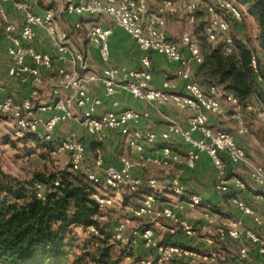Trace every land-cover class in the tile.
<instances>
[{"label": "built area", "instance_id": "built-area-1", "mask_svg": "<svg viewBox=\"0 0 264 264\" xmlns=\"http://www.w3.org/2000/svg\"><path fill=\"white\" fill-rule=\"evenodd\" d=\"M150 1L62 0L61 9L64 13L111 19L112 25L94 24L87 32L88 46L96 48L101 59L107 63L99 69L88 61L85 46L71 45L69 33L60 28L53 7H47L43 13H39L35 10L36 4L27 0H0V29L8 41L7 52L11 58L8 73L21 84L30 86L28 95L22 99L10 93L0 96V113L14 121L17 138L38 133L45 141H54L53 153H66V166L73 171H83L96 185L93 198L105 211L108 208L127 210L130 217L124 216L114 222L113 240L116 246L123 249L133 245V242L142 241L144 247L154 253L153 258L142 257L127 264H165L174 260L186 261V264H213L216 261V250L202 251L158 238L157 231L162 234L175 233V227L186 237H201L212 245L227 239L238 241L240 246L235 258L221 264H243L249 260L252 248L259 255V260L254 264H264V238L240 217L220 220L216 216L215 206L201 194L187 193L181 180L186 170L196 168L203 153H206L217 171L214 186L218 192L235 194L246 190L243 177L229 172L231 164L245 165L249 167V178L256 190L254 198L264 203V164L252 162L246 149L233 134L216 129L210 123L211 114H228L238 134L247 135L250 132L248 118L252 117V121L264 128V103H242L218 85L203 88L194 75L196 66L204 58L197 34L183 31L177 41L166 31L168 13L179 12L192 25L200 12H204L203 35L213 44L224 42L225 52L231 53L236 48L231 33L232 21L240 22L243 13L231 0H159L154 7L150 6ZM8 7L18 12L22 19L20 22L10 19ZM81 26L78 21L74 29L79 30ZM114 26L129 34L143 53L138 67L108 64L109 39ZM38 28H43L52 38L59 64L57 81L51 86L52 99L45 103L39 102L42 68L52 70L56 63L50 53L36 48ZM184 49L189 51V58L184 55ZM261 51L264 58V49ZM153 54L164 55L169 61L177 63L174 75L183 80L182 89L173 79H167L162 87L152 86ZM256 54L252 56L255 68ZM258 79L261 80V77L258 76ZM94 82L102 83L109 97L115 95L118 89H124L153 104L170 103L178 110L191 111L186 125L172 121L165 131L158 133L153 129L138 127L139 119L149 116L147 111L129 107L99 113L102 99L89 90ZM113 104L118 106L119 103L115 101ZM43 111H50V114L43 116ZM71 120L81 125L83 133L72 130L58 134V127ZM112 133L124 136L128 145L139 152V156L131 159L119 155V164L116 165L107 163L101 147L92 153L88 152L87 138L103 143ZM174 136L180 137L188 145L185 155L169 143ZM159 139L164 141L161 146L157 145ZM146 145L153 147L152 153H147ZM151 165L174 170V175L164 183L169 185L174 194L182 197L177 204H162L158 199L156 191L163 184V179L133 173L134 167L146 168ZM55 184L58 185L59 181ZM100 186L106 190L102 191ZM36 187L38 196L45 198L43 185L37 182ZM141 189H146V192L140 201H126V192L137 193ZM232 199L258 226L264 225V212H258L236 194ZM185 207L192 210L201 208L202 222L196 225L182 218L179 210ZM131 217L144 218L148 225L131 230ZM101 219H106V215L101 216Z\"/></svg>", "mask_w": 264, "mask_h": 264}, {"label": "trees", "instance_id": "trees-1", "mask_svg": "<svg viewBox=\"0 0 264 264\" xmlns=\"http://www.w3.org/2000/svg\"><path fill=\"white\" fill-rule=\"evenodd\" d=\"M239 1L257 21L261 54L234 35L231 53L225 52L222 41H202L204 58L194 75L203 88L218 85L242 103H264V0ZM45 146L55 150L54 141ZM37 182L45 198L38 196ZM95 191L96 185L81 170L38 172L24 181L0 171V264H122L127 255L112 241L115 220L93 198ZM79 228L87 239H81Z\"/></svg>", "mask_w": 264, "mask_h": 264}, {"label": "crops", "instance_id": "crops-1", "mask_svg": "<svg viewBox=\"0 0 264 264\" xmlns=\"http://www.w3.org/2000/svg\"><path fill=\"white\" fill-rule=\"evenodd\" d=\"M27 1L36 4L35 10L39 13H43L47 7H53L56 10V18L60 28L69 33L71 45L73 47L85 46L87 48L88 61L92 64H95L99 69L107 65V63H105L101 59L98 50L94 47L88 46L87 32L88 28L94 24H99L102 26L112 25V21L110 18L96 16L82 17L76 14L64 13L61 9L62 0ZM155 3L151 7H154ZM8 11L11 20L19 22L22 20L18 12H16L12 7H8ZM172 14L181 15L179 12ZM78 21L81 22L82 26L79 30H75L74 26ZM170 23V20L167 19L166 31L168 35L174 40L179 41L182 33L178 34L172 32L171 28L169 29ZM238 37L242 39V35ZM7 44L8 41L3 31L0 29V83L2 85V88L0 89V96H5L7 93H10L17 98L22 99L23 97L28 95L30 86L21 84L18 80L9 75L8 69L11 63V58L7 52ZM109 44V65H126L128 67L133 68L139 66L143 53L136 46L131 36L127 34L122 28L114 26L113 34L109 39ZM35 46L39 51L50 53L55 58L56 63L54 69L52 70L42 68L43 83L39 86V102L45 103L52 99L51 86L57 81V67L59 65L56 60L57 51L53 44L52 38L43 28L37 29V40L35 41ZM256 49L258 50L259 54H261V52L259 51L260 45L257 46ZM184 55L188 58L190 57V53L187 49H184ZM152 63V86L162 87L167 79H173L177 82L178 88L182 89L183 80L177 78L174 75V71L177 67L176 62L169 61L164 55L153 54ZM89 90L94 96L102 99V104L98 108L99 113L111 110L118 111L120 109L129 107L142 112L147 111L149 113V116H142L139 119L138 127H141L142 129H153L158 133L165 131L172 121H175L178 124L185 126L187 122V117L191 112L178 110L170 103H150L144 99L134 96L132 93L124 89H118L115 95L109 97L105 94L104 85L100 82L92 83L89 86ZM115 101L119 103L118 106H114L113 103ZM76 112L79 113V110H76ZM41 113L43 116H48L50 114V111H43ZM210 123L213 126L216 125L218 127H222L218 120L215 118V116H213V114L210 115ZM72 130H77L80 133H83L81 125L75 120H71L61 124L57 129V133L66 134ZM230 133L233 134L237 139L238 143L246 149L248 157L252 162L264 164V153L256 155L255 150L251 148V145L245 139H242V136H240L237 131H232ZM254 140L256 141L257 139L255 138ZM86 141L88 143V152L92 153L98 147H101L104 150L107 163L118 165L119 155H126L131 159H135L139 156V152H137L136 149L130 147L127 143V139L118 133H112L109 139L103 143H97L96 141H93L88 138L86 139ZM169 143L172 144L175 150H177L182 155H185L188 145L180 137H172V140L169 141ZM163 144L164 141L159 139L157 145L161 146ZM146 148L148 151L147 153H152V146L146 145ZM230 167L234 168L235 172L239 175L241 174V177L247 176L250 180L249 171L246 168L248 166L245 167V165L231 164ZM133 173L144 177L152 176L159 177L162 179L164 178L165 181H168L174 175V170L168 171L164 168H159L151 165L146 168L134 167ZM216 178L217 171L212 163L211 158L206 153H203L202 159L198 163L197 167L194 169H187L185 174L182 176L181 180L182 184L186 187L187 193L201 194L208 202H211L215 206L217 211L216 216L220 220H227L231 217H240L243 219V221L248 227L255 229L264 238V225L258 226L251 216L244 214L233 202L232 198L234 196L228 199L226 197L227 194H222L218 192L214 186ZM235 194L245 199V201L252 205L258 212H264V203H259L255 200L254 192L252 193L248 190H244L240 192L238 191ZM178 197L182 199V197ZM161 203L163 204V202ZM201 211V208L192 210L188 207H185L183 210H179V215L182 218L189 219L192 223L198 225L202 222ZM162 235H164L165 241L182 244L184 246L193 247L202 251L216 250L218 252V257L213 264H221L223 261L225 262L232 260L233 258H235L234 256L237 255L240 246V243L238 241H232L231 239H227L226 241H220L219 243L212 245L208 244L202 238H199L197 236L189 238L186 237L183 233L168 232ZM141 246L143 253L150 252L144 247L143 243L141 244ZM236 248L238 251H235ZM258 260L259 255L257 254V251L255 248H252L251 256L249 260L246 261V263L254 264Z\"/></svg>", "mask_w": 264, "mask_h": 264}, {"label": "rangeland", "instance_id": "rangeland-1", "mask_svg": "<svg viewBox=\"0 0 264 264\" xmlns=\"http://www.w3.org/2000/svg\"><path fill=\"white\" fill-rule=\"evenodd\" d=\"M158 1L159 0H151L150 6L154 5V3ZM231 1L241 9L244 15L240 22L232 21V35H234L235 37L242 35V39H246L249 45L253 49H256V47L260 44L257 42L256 38L257 21L255 17L249 13L247 6H245L239 0ZM226 14L227 16L229 15L227 12ZM204 16V12H200V14L197 16L196 22L191 25L186 22L184 15L168 13L167 19H169L171 22L169 25V29L171 28L172 32L178 34H181L186 30L193 31L197 34L199 43L201 44L202 41H208L202 33ZM228 18L230 19L229 16ZM262 61L264 63L263 57ZM256 99L257 98H254L253 101H255ZM213 116H215V118L222 126L218 127L211 124L214 128L226 130L229 132L237 131L234 121L229 117L228 114H213ZM247 123L250 128V132L247 135L240 136H242V139H245L251 145V148L255 150L256 155H260L261 153H264V150H262L264 149V128L259 123L252 121V117L248 118ZM255 138L257 139L256 141L254 140ZM45 143L46 141L42 138L41 134L38 133L30 134L24 138H17L14 134V121L8 116L0 113V171L11 174L14 177L24 181L31 180L33 176L38 172L50 173L66 169L70 170L69 167L65 164V161L68 158L67 154L53 153L48 148H46ZM246 168L249 171V168ZM229 172L231 174H238L235 172L234 168H230ZM242 177L246 183V190L255 193V187L248 179V177ZM164 181L165 179L163 178V184L156 191L158 199L163 203L177 204L181 199L172 192L169 185L166 182L164 183ZM100 188L102 191L106 190V188L103 186H100ZM145 192L146 191L144 190H139L137 193L126 192L125 197L129 202L134 203V201H140L143 198ZM233 196H235L234 193L226 195L228 199ZM105 212L111 217L112 220H116L124 216H129L127 210H119L118 208H108ZM167 224L170 225V223ZM146 225H148V221L146 219L131 217V230L142 229ZM175 229L176 233H181V230L178 227H175ZM78 230L81 239L88 238L87 232H84L81 228H79ZM157 236L159 239L164 240V235H162L160 231H157ZM112 241L114 242L113 239ZM141 244V241L133 242V245L122 249L124 250L125 255H127L124 256V264L129 263L131 260L139 259L142 257H154V253H152V251L143 253ZM235 251H238L237 248ZM168 263L186 264V261L174 260ZM243 264L247 263L244 262Z\"/></svg>", "mask_w": 264, "mask_h": 264}]
</instances>
